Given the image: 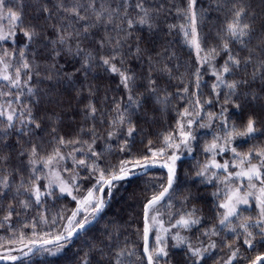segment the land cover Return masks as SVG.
I'll use <instances>...</instances> for the list:
<instances>
[{
  "label": "snow or ice",
  "instance_id": "obj_1",
  "mask_svg": "<svg viewBox=\"0 0 264 264\" xmlns=\"http://www.w3.org/2000/svg\"><path fill=\"white\" fill-rule=\"evenodd\" d=\"M0 264H264V0H0Z\"/></svg>",
  "mask_w": 264,
  "mask_h": 264
},
{
  "label": "trees",
  "instance_id": "obj_2",
  "mask_svg": "<svg viewBox=\"0 0 264 264\" xmlns=\"http://www.w3.org/2000/svg\"><path fill=\"white\" fill-rule=\"evenodd\" d=\"M119 206H120L119 204H114V206H113V210H116L117 208H119ZM49 259H57V258H51V257H50Z\"/></svg>",
  "mask_w": 264,
  "mask_h": 264
}]
</instances>
